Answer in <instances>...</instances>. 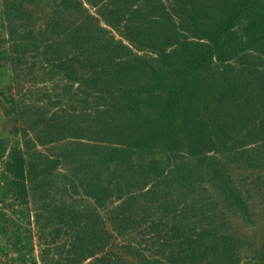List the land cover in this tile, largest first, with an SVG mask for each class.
I'll use <instances>...</instances> for the list:
<instances>
[{
  "label": "rangeland",
  "instance_id": "1",
  "mask_svg": "<svg viewBox=\"0 0 264 264\" xmlns=\"http://www.w3.org/2000/svg\"><path fill=\"white\" fill-rule=\"evenodd\" d=\"M233 1L114 0L118 11L83 2L95 29L76 17V0H0V228L6 230L0 247L11 264L39 258L55 227L36 222L37 206L27 198L11 197L18 167L12 154L26 163L63 155L55 173L76 180L71 191L78 207L103 218L125 264L185 256L194 264H264V0H251L225 48L198 67L205 86L192 92L193 112L175 100L179 129L172 141H149L146 152L133 142L153 131L158 103L168 96L149 83V69L126 57L170 70L159 66L156 49L181 33L193 40L195 4L202 6L197 25L204 29L212 17L229 16ZM223 3L224 14L213 13ZM72 28L83 37L79 50L66 37ZM118 57L119 68L105 65ZM96 67L98 80L91 77ZM108 150L116 152L100 154ZM152 153L165 171L160 180L149 169ZM92 184L96 198L85 199L83 189ZM12 217L19 220L11 224ZM15 224L31 230L28 255L15 250ZM229 237L225 254L222 241ZM133 250L138 257L129 256Z\"/></svg>",
  "mask_w": 264,
  "mask_h": 264
},
{
  "label": "trees",
  "instance_id": "2",
  "mask_svg": "<svg viewBox=\"0 0 264 264\" xmlns=\"http://www.w3.org/2000/svg\"><path fill=\"white\" fill-rule=\"evenodd\" d=\"M83 2L94 8L108 7V9L112 11H118L119 8L122 7L115 5L113 3L114 0L109 3L107 0H76L75 4L71 6V9L76 12V17L80 20H89L91 27H94L95 29L99 28L96 25V20H92L90 15H88ZM250 4L251 0H245L244 2L235 0L231 4L232 9L229 13L225 12L227 7L226 3L218 5L213 13L220 11V14L223 15L225 12L226 14H229V16L224 15L222 19H217L215 16L212 17L204 29H199V26L197 25V18L198 15L202 13V6L195 4L196 9L194 12L196 15L191 16L194 27L193 31L188 33V38L193 40H186V37L181 33L178 34L177 39L168 44L165 48L156 49L159 53L158 59H156L159 66L170 70H157L151 65L150 67L144 65V62L140 57H126L128 58L126 62L131 63L129 61L130 59H133L135 61L134 63L142 64L143 67L149 69V83L152 87L154 85L155 88H158L161 95L168 96V99H163L158 103L160 110L156 117L157 123L155 124L153 131L151 133L148 132L147 134L144 133L142 136L133 139L136 146L135 148L146 152L148 151L150 142L151 144H154L157 141H161L162 145H167L172 141L176 129H179L175 126L174 120L175 100L177 98H182L186 103L185 109L191 110L189 105L191 106L192 98L195 95L192 92H197L201 89L200 87L203 89L205 86L204 83H201L200 78H198V76H200L198 67L204 64L208 59L213 58L218 50L225 48V45L230 39L229 36L231 35L232 26L239 21L240 15L243 14L246 7L250 6ZM197 5L198 7H196ZM162 8L164 7L153 6L152 10L158 12L161 16H168L166 9ZM104 19L109 23L105 17ZM64 21L67 20L62 19V22ZM183 23L185 26L186 23ZM188 24H186V26ZM51 25H53V22L49 24V26ZM67 32L70 34L66 37L70 38L72 44L73 42L75 43L76 49L80 48L83 43V37L80 35L81 32L78 29L73 28ZM92 37L96 36L93 35ZM132 43L137 45V42L135 41H132ZM115 45L118 50L124 48L120 43ZM187 49L194 50V55L188 59L180 57V53ZM108 64L115 65L119 68L121 65V58H115L105 65L109 66ZM99 68L100 67H96L91 72V77L96 80H98L101 75V70H99ZM133 68L135 67H129V69ZM160 94L159 96H161ZM143 101L146 102L145 99H143ZM148 104L150 105V103ZM128 109L133 110V108L129 107ZM136 111L138 112V109H136ZM159 123L162 124V129L159 127ZM178 126H182V123L179 122ZM107 152H109L108 155L111 156L116 151H101L100 154L106 155ZM63 158V155H59L57 159L43 156L42 159H40L41 161L34 160L26 163L15 154H12L10 157L11 163L18 165L16 171H14V179L11 181V197L14 201L22 202H25V199L27 198V205L35 204L38 211L35 214V219L41 227L43 224L46 225L44 227L46 228L55 223V227L51 230L48 229L46 236H49L51 240H44L43 249L40 251L41 256L37 259L34 257H27L29 264H125L121 261V258H119L121 255L117 253V246L113 244V236L107 231L103 218L94 210L91 211L89 209V211L85 210L82 206L80 208L78 207L77 204L80 200L74 199L73 192L71 191L75 190L74 183L76 180L74 178L68 179L66 175L55 173L57 166L60 165V161H62ZM105 159V157H101V161H104ZM156 160L157 158H155L152 153L149 159V169L154 170L158 180H160L161 178H164L165 171L164 169H161L160 164H158ZM174 170L171 171L168 169L167 172L169 175L170 173L172 175ZM96 187L92 184L88 187L91 191L86 188L83 189L85 196H82L85 199L96 198L93 195L94 192L97 191ZM29 197L32 199L30 200ZM10 220L11 224H14L19 219L12 217ZM14 227L15 230H13V232L19 235L17 238L19 245L15 250H26V253L25 251L23 253L24 255H28L33 250V246L31 245V230L29 227L23 228L16 224ZM5 232L6 230L4 231V228L3 230L0 228V233ZM177 232H181V230L177 229ZM229 239L230 237L228 239H223L222 241L225 254L228 253L226 245L233 244V242L230 241L231 239ZM128 254L130 257H138L137 250L130 251ZM87 260L93 261L85 263ZM12 261L9 252L4 251L3 248L0 247V264H11ZM150 263L194 264V262L186 256L165 257L163 261L160 259H153ZM139 264L145 263L143 262Z\"/></svg>",
  "mask_w": 264,
  "mask_h": 264
}]
</instances>
